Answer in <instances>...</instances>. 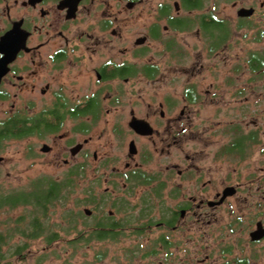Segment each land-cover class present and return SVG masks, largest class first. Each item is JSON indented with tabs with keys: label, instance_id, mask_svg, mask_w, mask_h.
<instances>
[{
	"label": "flooded vegetation",
	"instance_id": "1",
	"mask_svg": "<svg viewBox=\"0 0 264 264\" xmlns=\"http://www.w3.org/2000/svg\"><path fill=\"white\" fill-rule=\"evenodd\" d=\"M263 33L264 0H0V178L10 146L67 170L15 193L0 179V196L78 181L93 206L80 239H127L120 264H264V49L229 60L233 37ZM69 186L34 205L31 229Z\"/></svg>",
	"mask_w": 264,
	"mask_h": 264
},
{
	"label": "rangeland",
	"instance_id": "2",
	"mask_svg": "<svg viewBox=\"0 0 264 264\" xmlns=\"http://www.w3.org/2000/svg\"><path fill=\"white\" fill-rule=\"evenodd\" d=\"M264 35V33H263ZM255 36H249L247 39L241 40L237 37H233L234 42H238L236 45L231 44L230 49V62L234 59L242 66L246 64L247 55L249 51L257 50L261 51L264 49V36H261L260 41L254 40ZM242 49H240V48ZM218 63H222V57H217ZM217 63V64H218ZM220 66V72L213 73L209 75L215 83H220L225 76L227 75V69L229 65L218 64ZM245 70L244 67L241 68ZM252 74L243 71L242 73H236L235 84L238 87H244L246 81L252 80ZM247 90L245 96L250 92V85H246ZM236 88L235 86H230V93ZM262 91L258 89L257 91ZM237 94V91H236ZM243 93L237 94L235 97L231 98H242ZM229 97V96H227ZM234 100L231 99L230 103ZM263 112L262 118H264V104L262 105ZM101 141L104 142L106 154L110 155L112 152H117V148L109 144L108 141L112 142L113 137L109 132H104L101 137ZM5 154L8 157L6 167L1 169V180H2V193H15L18 191H28L29 188L27 185L30 179H34L39 176H51L53 178L59 176H65L67 170L51 167V168H28L25 162L19 157V154L15 152V148L10 146L5 149ZM26 161V160H25ZM101 173L107 171L110 172L109 168L100 169ZM64 172V173H63ZM92 174V173H91ZM89 174L88 177L92 175ZM1 175V174H0ZM86 176L85 186H88L89 179ZM74 185V190L69 191V196L61 202L55 203L48 209V212L45 216L39 217L40 223L44 227L42 229V234L36 238H28L20 233L15 232V235L8 240V244L3 246L4 250L15 249L19 245H24L23 249H20L18 253L13 256H6L0 260V264L10 261V264H120V261L117 260L118 257H126L127 251L124 249L126 244L129 242L127 239H122L121 237L117 242H92L91 244H85L79 237V231L81 226L79 225V217L81 211L84 207L93 209L92 204L89 202L76 203V200L81 197V192L84 193L85 189L81 188V184ZM121 185L118 184V187ZM110 187L108 184L102 182L100 186H95L93 188V195L95 199L100 200L102 193H104V188ZM112 188H109V191ZM80 192V193H79ZM65 201V203H64ZM99 210L96 218H99L101 214H104L106 205ZM26 205V206H24ZM18 205L16 207L10 208L5 207L0 209V232L5 231L7 228H20L27 226V218L32 216V209L34 205L24 204ZM96 213V212H95ZM20 219L22 221L20 222ZM30 230V229H27ZM47 232L52 240L49 242L46 241ZM128 238V236H127ZM128 241V242H127ZM101 257V259H99Z\"/></svg>",
	"mask_w": 264,
	"mask_h": 264
},
{
	"label": "trees",
	"instance_id": "3",
	"mask_svg": "<svg viewBox=\"0 0 264 264\" xmlns=\"http://www.w3.org/2000/svg\"><path fill=\"white\" fill-rule=\"evenodd\" d=\"M69 185L66 186V184L63 183H59V184H54L51 188V192H45L43 190L40 189H36V190H32L31 192L25 194V193H20L19 195L16 196V198H11V196L6 195V196H0V209L1 208H5L7 206H10V208L16 207L18 205H24V204H29L32 203L33 205H35L36 210H40L39 205L41 204V202L43 200H46L45 197L48 198V195L45 193H58V192H63L65 191L64 188L68 187ZM69 190L72 191V185L69 186ZM11 198V199H10ZM42 211V210H41ZM36 218V217H35ZM22 221V219H20V222ZM42 229L41 227V223L39 220H37V222L34 224V226L32 227V229L30 228L29 224L25 227H14V228H7L5 231L0 232V260L3 259L6 256H13L16 253H18L20 251V249H23V247H25L24 245H19L17 246L15 249H8V250H4V248H2L3 246H6L8 244V240L11 239L14 235L15 232L20 233L21 235L25 236V237H31L32 235H35V233H38V230ZM30 229V230H27ZM37 231V232H36ZM107 235H111V233H106V232H100L99 236H107ZM10 261L4 262L2 264H10Z\"/></svg>",
	"mask_w": 264,
	"mask_h": 264
}]
</instances>
